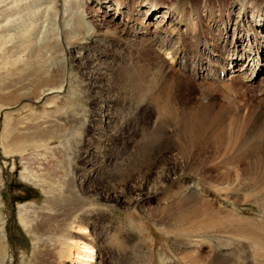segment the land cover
Listing matches in <instances>:
<instances>
[{"label":"rangeland","instance_id":"rangeland-1","mask_svg":"<svg viewBox=\"0 0 264 264\" xmlns=\"http://www.w3.org/2000/svg\"><path fill=\"white\" fill-rule=\"evenodd\" d=\"M53 1L57 3V0ZM59 1V8L63 11V0ZM97 1L103 0L84 1L86 10V17L84 18L95 26L97 37L84 36L83 38L88 43L85 45L86 48L96 46L97 48H104L105 52H108L109 56L102 59L103 67H107V72L103 74L104 70L95 69V62L98 61L94 60V56L89 51L82 54L81 60H76L74 54L81 47L77 48L76 44H72L69 47L70 49L66 50L65 57L67 59L66 69L69 78L73 80L72 91H70L72 93L69 92V95L66 92L57 99L50 96L39 102L23 100L20 105V112L16 108L13 109V111L16 110L15 112H9L17 119L19 117L24 118H22L24 129L36 128L35 131L29 129V131L23 132L24 140L28 139L26 138V133L28 132L31 134L40 133L37 128L41 125H43L42 128L46 127L48 130L53 125L52 128L59 125L61 131L58 128L54 132L57 131L55 134L61 136L63 144L60 145L57 140L56 142L53 140L45 148L44 146L37 147L35 142H21L18 145L20 148L16 146L15 149L18 152L21 150L28 152L23 154L16 152L7 158L3 155L0 148V220H2L0 222V250L2 249L0 251L2 252L0 264L23 263L21 247L26 245V240L23 237L25 228L20 222V217L27 215L28 217L30 216L29 218H34L33 212L38 213L36 214L38 219L42 218L33 236H40L44 240L41 242V248L36 254L31 252V255L35 254L37 256L39 264H72L67 262L68 259L66 258L60 259V255L57 252L63 246L61 243H64V241L67 240L66 242L69 243L80 237L75 233L77 229L73 226L67 229L64 228V224L69 221H64L63 218L70 214L71 217L82 222V226L87 229L90 237L94 240L97 264H213L215 263L214 259H218V257L219 260H223L222 264H264V245L260 243V239L256 235L250 238L235 239L236 237L230 234L231 232L228 230L224 233H220L218 230H211V232L206 233V230L203 229L193 233L190 232V234L187 232H174L171 227L169 228L170 225L160 223L161 220L155 217L158 213L157 211L162 210L165 206L160 202L166 192L165 190L168 191L172 185H176L179 182L190 183L191 181V184L199 182L202 187L206 190L208 189L206 201L216 209H221L232 217L241 219L240 221L264 225V177L263 173L258 170V166H254L255 160L261 158L264 153L259 146L260 143L256 141H251L248 144L249 146L247 145L242 149L239 147V149L230 152L229 155L226 154L225 149L222 152H216L212 149L209 159L206 160L207 163L202 169L198 170L199 172L183 174L181 177L171 175V186L164 188V191L162 190L160 194L151 196L141 202L139 201L135 205L126 203V200L132 195L133 186L137 185L142 177H145L147 169L150 168L153 177L156 178L157 174L155 173L158 168L166 167V159H171L169 157L171 153L176 154V146L173 144L168 145L171 147H159V152L155 151L154 153L158 156L157 159L145 166L136 165L129 158L130 156L132 157V149H137L142 141L149 139L159 141V139H163L161 137H164V135L175 133L174 127H172L173 122L171 121L173 119L161 117L159 109L156 107L158 105L161 106V98L160 100H155L146 97V100L145 97L143 99L140 98L141 96L131 97L133 88V79H129L132 72L131 65H135L139 60L136 48H145L147 46L146 43L143 45L140 43L139 40L142 37L153 38V36L157 35L159 36V42L170 45H173V42L175 43L176 41L174 39L172 43L166 42L168 35L166 36L162 30L158 29L160 13L156 12L151 17L145 16V14H133L136 9L135 4H140L147 0H120V3L126 9L122 16L117 17L112 15L113 10L105 9L103 13L97 12ZM155 1H158L162 8L170 5H173L177 10L182 8V4L178 2L181 0ZM185 1L188 3L189 14L195 20V27L192 28L194 36L198 35L200 41L204 40L209 42L210 45H213L216 41L207 40V36L210 33L216 34L220 32L219 30L224 28V26H213L214 23L209 22V17L205 14V10L212 9L217 16L224 14L223 21L228 20L225 15L231 11L232 18L234 17L233 24L229 25L230 32L224 45H227L226 43L228 42L229 49H232L233 41L237 38L236 32V35H234V28L239 21L237 19L239 7H234V11L231 10L234 1ZM255 1L264 3V0ZM44 2L49 3L50 1L44 0ZM46 10L53 17V8L49 6L46 7ZM50 15L47 16L46 12L39 14L41 21L45 22H49L48 18H52H50ZM252 16L253 14L249 13V18H245L246 22L248 21V26L254 20ZM173 18L175 19L176 17L173 16ZM61 20L63 21V19ZM133 25H136V31L133 28L131 29ZM139 33H143V36L138 35ZM256 33L260 36L254 35V38H256L258 43H264V38H260L262 33L264 34V30L256 31ZM240 37L241 35L238 36V38ZM245 37L246 35L244 39ZM102 40L101 44L100 41ZM184 41L186 48H195V41L191 37L184 38ZM224 45L221 46L219 56L224 59L222 63L226 64V69H229V72L223 78L221 77L220 83L216 82L215 79L213 80V78H210V80L206 79L205 83H210L211 88L214 89V91L210 88L209 91L207 90L206 96L208 95L209 97L206 99L201 98L200 87L203 86V80L192 76L189 68L182 70V72L188 76L187 79L190 82L192 81L193 85H183V90L180 91L181 98L179 100L175 99V101L180 105L188 103L189 107L197 111H199L197 106L213 103L216 106L214 107L216 113H214L210 123L206 124V131L207 133L210 131L213 133L220 130L219 132H222L227 137L222 143H225L224 147H227L228 137L241 140L242 133L246 132L247 126L251 127L250 125L253 121L264 118V71L263 74H256V76H259L255 81H253L255 76L253 75L250 78V81L253 82H248L247 76L242 75L243 72L234 74V69L236 71L242 69L244 67L243 63L249 61V59L244 58L236 63H233V60H227L223 49ZM240 49H246V44L240 46ZM194 56L195 54L193 53L192 57L194 58ZM254 60L260 66L264 65V50L258 52ZM28 61L25 66L21 65L20 67H23L26 72L24 74L29 76L33 70H35V73L37 68L32 66L31 60ZM197 61L198 59H196ZM168 62L171 64V61ZM227 62H230V65ZM138 66L141 67L142 62ZM86 67L89 68L87 69ZM173 69L179 70V68ZM96 70L97 72H95ZM125 91L126 93H124ZM156 91H158V88H152L149 94L156 93ZM127 94H130V96ZM150 98H152L151 95ZM224 107H232L234 110L233 112L225 111L223 110L225 109ZM21 108L24 110L22 111ZM74 115L76 116L75 118ZM213 119L215 120L212 121ZM169 122H171L170 125ZM260 126L264 128V122ZM175 128L177 131L179 130L177 125ZM3 130L4 117H1L0 137ZM263 131H260V134ZM61 133L63 134L61 135ZM62 137L64 138L62 139ZM24 171L29 173V180L23 177ZM256 180L258 182L253 186ZM38 181H41L44 187ZM52 186L55 190L52 189ZM121 189H124L126 194L125 201L121 203L122 205L120 203H108L102 198L94 199V197H91L104 191L115 193ZM50 209H54L56 214H58L57 216H63L62 218L59 217L62 223L60 221L59 223L52 221L54 216H50ZM223 216L224 214H222V218ZM60 225L61 229H59L62 232L58 229ZM50 226L53 230L50 229ZM44 228H47V231ZM72 228L75 230L73 231ZM54 235H57L58 238H55L56 236L54 237ZM53 237L55 240L58 239L59 242L56 243ZM49 238L54 242L50 241L49 243L47 241ZM33 239L31 238V240ZM61 239L64 241L61 242ZM57 246H59V249Z\"/></svg>","mask_w":264,"mask_h":264},{"label":"bare ground","instance_id":"bare-ground-1","mask_svg":"<svg viewBox=\"0 0 264 264\" xmlns=\"http://www.w3.org/2000/svg\"><path fill=\"white\" fill-rule=\"evenodd\" d=\"M47 1L50 2L47 3L44 2V0H0V118L4 117V130L2 136L0 137V148L2 150L3 155L6 158L18 152V150H16L15 147L20 145L21 142H26V143H28V141L29 143L35 142V145L37 147L44 146L45 148H47L48 144L53 140L55 142L57 140L58 144L60 145L63 144V142L61 141V136L55 134L57 131L54 132L60 127L59 125H56L54 128H52L54 126L53 125L50 128V130H48V128L46 129V127L42 128L43 125L40 124L41 126L37 128L40 130V133L31 134L28 132L29 134L26 133L27 134L26 138L28 139L24 140L25 137L23 132H25L26 130L29 131V129L31 128L24 129L23 128L24 122H22L24 118L19 117V119H17L12 115V113L9 114V112L13 111L14 108H16L20 112V105L23 100H33V101L35 100L36 102L37 101L39 102L44 98L50 96H53L55 99H57L62 94L66 92H68L69 94V92L72 91L73 80L69 78V74L66 69L67 59L65 58L66 50L68 51L70 49L69 47L72 44H76L77 48L81 47L78 48L77 53L74 54V58H76V60H81L83 56L82 54L84 52L89 51V53L94 56L95 58L94 60L98 61L95 62L96 65H94L98 68L95 67V69L97 70L99 69L100 71L104 70L102 72L103 74L107 72V67H103L104 63L102 59L107 58V56H109L108 52H105L104 48H97L96 46L87 47V48L85 47L87 42L84 40L83 37L96 36L95 26L90 21H87V19L84 18L86 17L85 16L86 10L84 7L85 0H63V5H64L63 11H61V9L59 8V4H60L59 0H57V3L56 1L53 0H47ZM233 1L234 2L231 7L232 9L231 8L230 9L234 11L233 10L234 7H239L238 8L239 13L237 16V19L239 21L237 24H235L234 35H236L235 34L236 32L237 38L235 41H233L234 44L231 47L232 49H229L228 42L226 43L227 45H224V43L227 41L228 38L227 35L230 32L229 25L232 23L234 18V17L232 18L231 11H229V13L225 15L228 17L227 18L228 20L223 21L224 14H222L221 16L220 15L217 16L212 9L205 10V14H207V17H209V22L214 23L213 26H220V27L224 26V28L219 30L220 32H217L216 34L210 33L207 36L208 37L207 40L212 42L216 41V43L214 42L213 45L212 44L210 45L209 42H206L204 40L200 41L198 35L194 36V32L192 31V28L195 27V20L191 17V15L188 12V7H187L188 3L185 0L178 1L180 4H182L181 5L182 8L179 10H177L173 5L162 8L158 3V1L155 0H149V1L147 0L144 1L143 3L135 4L136 9L133 12L134 15L145 14V16L151 17L154 16L156 12L160 13L158 19L159 20L158 29L162 30L166 36L168 35L167 36L168 40L166 42L172 43L174 39L176 42L175 43L173 42V45H170L168 43L164 44L163 42H159V36L157 35H156L157 37L153 36V38H145V37H142L141 39L139 38L140 43H142V45L146 43L147 46L145 48H136V53L138 54L139 60L142 62V66L141 67L138 66V64L141 63L139 60L135 65H131L132 72L130 71L131 78H129V79H133L132 82L133 88L131 90V97L135 96L136 98L141 96L140 98L142 99L144 97L145 98L147 97L149 99H155V100H160L161 98L162 99L161 106L158 105L156 107L159 109V113L161 117H167L173 119L171 121L173 122L172 127H174L175 133L174 134L172 133V135H164V137H161L163 139H159V141L156 139H152V140L149 139L142 141L141 143H139L137 149L135 150L132 149V154H131L132 157L130 156L129 158L136 165L138 164L141 166L142 165L145 166L146 164H150L155 159H157L158 156L154 153L155 151H157V153L159 152L158 151L159 147L173 145V144H175L176 146V154L171 153V156H169L171 159L169 160L166 159L165 162L167 163L166 167H161V168L159 167L160 169L158 168V170L155 173L157 174L156 178L153 177L150 168L146 170L147 173L145 177H142L138 182V184L136 183L137 185L133 186L132 195H130V198L126 200L127 204L135 205L139 201L141 202L151 196L160 194V192H162L164 188L166 189V187H168L171 184V179H172L171 175L181 177V175L183 174H188V173L195 174L199 172L198 170L202 169L204 165L207 163L206 160L209 159L210 157L209 155L212 153L211 151L212 149L215 150L216 152H222V150L225 149L226 154L229 155L230 152L239 149V147L242 149L245 146H247L249 143H251V141H256L260 143L259 146L261 147V149H263V153H264V131H263L264 128L260 126L261 124H263L264 118L260 117L261 119H257L251 123L250 125L251 127L247 126L246 132L242 133L241 140L240 139L237 140L234 137H230V138L228 137V142H227L228 146L224 147L225 143L224 144L222 143L224 139H227V137H225L222 132H219L220 130L219 131L217 130L218 132H213V133L211 131L207 133L206 131L207 129L206 124L210 123L211 118L213 117L214 113H216L214 111L215 110L214 107L216 106L213 103H210L209 105H199L197 106L199 111H197L194 108L192 109L191 107H189L190 105L188 106V103H183V105H180L177 101H175V99L179 100L181 98L180 91L183 90V85L185 84L193 85L192 81L190 82V80L187 79L188 76L184 75V73L182 72V70L189 68L192 73V76L198 77L199 79L203 80L202 81L203 86L200 87L202 92L201 98L206 99L209 97L208 95L206 96L207 90L209 91L210 89L213 88H211L210 83L207 84L205 83L206 79L210 80V78L211 79L213 78V80L215 79L216 82L218 81L220 83L221 73L228 74L229 72L228 71L229 69H226V64L224 65L222 63V60L224 59L220 58L219 56L220 55L219 52L222 45L225 46L223 49L225 50L227 60L230 59L233 60V63H236L239 60H243L244 58L249 59V61L247 62L245 61L243 63L244 67H242V69H239L237 71L234 69L233 71L234 74L243 72L242 75L247 76L246 78H248V82L250 81V78H252L253 75H256L258 73L263 74L264 65L260 66L256 61L257 59L254 60V58L256 55H258V52L264 50V43L263 42H262L263 44L261 42L258 43L256 38H254V35L260 36L258 35V33H256V31L259 32L260 30H264V3L263 2L257 3L255 0H233ZM120 2H121L120 0L97 1V8H98L97 12L103 13L105 9H109L114 11L112 15H114L115 17L120 15L122 16L126 7H124ZM49 6L50 8L52 7L54 10L53 17L50 15L49 11L46 10V7ZM41 12L42 13L46 12L47 16L50 15V18L52 17L51 19L48 18L49 22L41 21L39 16ZM249 13L251 15L253 14L252 19L254 20L250 22V25L248 26L247 25L248 21L246 22L245 18L246 17L247 19L249 18L248 17ZM173 16H175L176 18L174 19ZM61 19H63V21ZM136 25H133L131 29L133 28L134 31H136L137 30ZM138 35L143 36V33H139ZM239 35H241L240 38H238ZM245 35L247 38L245 37L244 39ZM103 37L105 38L104 35ZM189 37H191L195 41L194 43L196 44L194 45L195 48H186V43L184 41V38H189ZM260 38H264L263 33H262V37ZM102 42L103 40L100 41L101 44ZM241 43L242 45L246 44L247 50L240 49V46H242ZM193 53L195 54L194 58L192 57ZM196 59H198L197 62ZM28 60H31L33 64L32 66L37 68L36 72L34 73L35 70H33L31 72L32 74L29 76L25 75L24 68L20 67L21 65L25 66L29 62ZM168 61H171V64ZM227 63L229 64L230 62ZM173 68H179V70ZM97 70L95 72H97ZM130 72H126V73H130ZM147 83L149 84L146 89ZM152 88H158V91H156V93L149 94ZM212 91H214V89ZM124 93H126V91ZM150 95L152 96V98H150ZM128 96H130V94ZM50 99L52 100V98ZM224 108L225 109L223 110L229 112H233L234 110L232 107H228V108L224 107ZM23 110L24 109H22V111ZM75 117L76 116L74 115V118ZM214 120L215 119H213L212 121ZM174 121L176 122V124ZM49 122L51 121L49 120ZM170 124L171 122H169V125ZM176 125L179 128L178 131L175 128ZM32 129H31L32 131H35L36 128L34 129V127H32ZM260 131L263 132L260 134ZM62 134L63 133H61V135ZM235 135L237 136V134ZM64 137H62V139ZM18 147L20 148V146ZM24 152H28V151L21 150L18 153L23 154ZM131 160L130 162L132 163ZM254 166H258V170L263 173V177H264V168H263L264 154L261 158L255 160ZM23 177L26 180L30 179V175L27 171L23 172ZM256 182L258 181L256 180L253 183V186L256 185ZM39 183L41 186L44 187V185L41 184V181ZM191 183H192L191 181L190 183L179 182L176 185H172L171 189L168 188L169 189L168 191L165 190L166 192L164 193L163 198L160 200L161 204L165 206L163 207L162 210L157 211L158 215L156 214L155 216L156 218L158 217L159 220H161L160 223L170 225L169 228L171 227L174 232H178V231L185 233L187 232L189 234L190 232L193 233L194 231L197 232L198 230L200 231V229L201 230L203 229L206 230L205 231L206 233L209 231L211 232V230H218L220 233L221 232L224 233L228 230L229 232H231L230 234H233L236 237L235 239L250 238L256 235L260 239V243H263L264 245V225H259V223H252V222L246 223L240 221L241 219L240 220L236 219L231 215L223 212L221 209H216L214 206L207 203L206 201L208 189L206 190L204 187H202V185L199 182L198 183L195 182L193 184ZM212 187L216 188L214 186ZM52 189H54L53 186ZM125 195H126L125 190L121 189L119 192H115V193L104 191L101 194H96V196L92 195L91 197H94V199L102 198L108 203L121 204L125 201V197H126ZM68 207L70 206L68 205ZM54 209L49 210L50 216H54L52 218L53 222L59 223L60 221L59 217L62 218L63 216H57L58 214H56ZM36 214L38 213L33 212L34 218H29L30 216L28 217L27 215H22V217H20V222L22 223V225H24L25 228L23 237H25L26 240V245L21 247L22 248L21 258L23 262L22 264H39V259L35 254L41 248L40 244L44 239H42L40 236L39 237L33 236L35 233V229L39 225V221L42 220V218L38 219L36 217ZM222 214H224L223 218H222ZM67 217L64 216L63 218L64 221H69L68 223L64 224L65 226L63 225L64 228L67 229L73 226L75 229H77L75 233H77L78 236L80 237L77 240L68 243L66 242L67 240L64 241L65 239L60 236L61 238L64 239V240L61 239V242L64 241V243H61L63 244V246L60 247L59 251H57L58 254L60 255V259L66 258L68 259L67 262L69 263L71 262L72 264H97V260L95 258L96 245H94L93 242L94 240L90 237L87 229H85L82 226L81 221H78L77 219L71 217V214L68 215ZM1 221L2 220H0V222ZM60 223L62 222L60 221ZM59 228L61 229V225L60 227H58V229ZM74 228H72L73 231L75 230ZM50 229H52L51 226ZM50 229L48 230L50 231ZM69 232L71 231L69 230ZM54 237L58 238L57 235H54ZM31 238L34 239L31 240ZM55 238L53 240H55ZM53 240H51V238L47 239L49 243L50 241L52 242ZM56 240H55L56 243L59 242L58 239ZM57 247L59 249V246ZM31 252L35 254L31 255ZM1 253L2 252H0V255ZM220 261L222 262L219 264H222L223 260H219V257L218 259H214L215 263H218Z\"/></svg>","mask_w":264,"mask_h":264}]
</instances>
